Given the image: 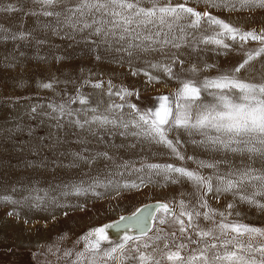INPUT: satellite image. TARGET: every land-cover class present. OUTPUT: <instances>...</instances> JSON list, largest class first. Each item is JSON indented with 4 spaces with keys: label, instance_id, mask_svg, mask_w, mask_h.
<instances>
[{
    "label": "rangeland",
    "instance_id": "rangeland-1",
    "mask_svg": "<svg viewBox=\"0 0 264 264\" xmlns=\"http://www.w3.org/2000/svg\"><path fill=\"white\" fill-rule=\"evenodd\" d=\"M68 2L74 3L75 0ZM172 2H182L201 11L207 7L205 0ZM10 4L13 5L11 11L7 10ZM209 11L244 30L255 29L259 32L264 28V8H241L237 2L234 9L213 7ZM56 23L57 18L45 16L40 5L33 3V0H0V197L11 195L17 201L12 203L0 199V264H72L75 252L84 246L80 237L91 227L129 214L145 203L168 202L178 213L180 199L194 203L201 198L188 179L179 178L178 182H173L164 181L163 177L157 178L160 182L142 188L122 190L119 196L103 187L96 189L104 193L101 197L92 193L64 194L62 185L69 182H87L97 175L115 176L120 171L116 164L125 160L130 162L122 172L121 178L125 180L137 179L139 173L128 168L132 163L139 166L144 160L184 166L199 171L205 177L212 175L216 169L201 167L200 161L226 160L228 163L218 165L221 173H226L230 166L264 168V161L259 156L250 160L245 154L207 151L194 144L183 131L180 132L183 142L179 149L185 159L180 160L163 145L137 141L131 136L121 137L118 133L110 136L108 132L112 126L105 129L93 124L80 128L73 123L75 115L61 117L60 127H55L58 122L56 113L49 104L68 100L77 90L89 98L85 108L98 105L103 110L110 102L120 103L121 98L115 92L126 88L132 94L125 99L143 110L158 103L156 98L159 95H173L179 87L178 80L168 77L162 70L147 66L148 61H160L161 56L168 55V52H138L129 57L116 50L121 45L112 48L101 46L97 50L86 38L87 31L74 32L63 27L57 29L58 34H55ZM21 31L30 35L25 39L18 36L11 38ZM198 32L210 35L211 29L203 25ZM222 38L231 46L225 48L204 42L196 47L182 46L178 55L184 64L181 66L177 61L174 71L202 81L205 77L235 67L246 59L250 50L259 47V42L250 38L243 44L239 38ZM172 51L177 50L169 49V52ZM192 64L199 69L198 72L189 71ZM141 68L145 71H139ZM145 72H151L153 77L159 76L160 79L149 80ZM238 76L249 82L264 81V53L249 60ZM96 81L102 82L99 87L94 86ZM109 81L113 86L111 96L108 94ZM46 82H52V87L40 86ZM203 96L207 97V92ZM33 105L37 106L35 113L31 111ZM72 107L80 109V102L72 101ZM122 111L128 112L130 109L126 105ZM45 112H52L53 115L46 116ZM77 115L80 119L85 118L83 112ZM168 135L174 138L177 132L173 129ZM101 139L110 141L116 147L101 143ZM97 150H106L110 155H115L116 164L102 157L88 163L74 155L81 152L91 157ZM253 190L252 183L243 182L236 192L248 195ZM37 196L43 197V200H35ZM24 197L28 199L23 200ZM204 199L209 208L224 212L228 220L264 227V207L242 200L234 191L222 192L219 198L208 194ZM256 199L264 205V199L260 196ZM183 219L187 222L186 217ZM216 219L219 220L218 214ZM197 221L201 227L211 224L203 216L198 217ZM158 227L169 233L177 232L176 237L169 236L170 241L174 240L173 247L178 246L187 235L179 233L178 225L160 224L158 220L153 221L149 235L156 234ZM193 239H196L195 233ZM243 239L247 242L248 237L244 236ZM102 243L105 246L111 244ZM163 244V240L159 241L161 248ZM191 247L195 248L196 245ZM66 251L70 255L66 256ZM131 251L135 252V249ZM189 251L186 245L182 254L186 257Z\"/></svg>",
    "mask_w": 264,
    "mask_h": 264
},
{
    "label": "snow or ice",
    "instance_id": "snow-or-ice-1",
    "mask_svg": "<svg viewBox=\"0 0 264 264\" xmlns=\"http://www.w3.org/2000/svg\"><path fill=\"white\" fill-rule=\"evenodd\" d=\"M205 2L207 7L201 11L182 2L173 3L172 0H75L74 3H69L68 0H33V3L40 5V10L45 16L57 18L55 34H58L57 29L63 27H68L74 32L87 31L86 38L91 40L97 50L101 46L112 48L121 45L116 50L126 53L129 57L138 52H168V55L161 56L160 61H148L147 66L150 69L162 70L168 77L179 81V87L173 95H159L156 98L158 103L143 110L125 99L132 94L126 88L115 92V95L121 98L120 103L110 102L103 110L98 105L90 109L85 108L89 98L77 90L68 100L49 104L56 113L58 122L55 127H60L61 117L75 115L73 123L80 128L93 124L105 129L112 126L108 135L118 133L121 137L131 136L137 141L163 145L170 154L180 160L185 159L179 149L183 142L180 132L183 131L194 144L207 151L245 154L250 160L259 156L264 161V81L249 82L238 76L249 60L264 53V28L259 32L255 29L244 30L209 11L213 7L234 9L237 2L241 8H264V0ZM12 8L13 5L10 4L7 10L11 11ZM203 25L210 27V35L198 32ZM29 35L30 33L21 31L11 38L16 39L18 36L25 39ZM222 37H230L232 40L239 38L241 44L250 38L258 41L259 47L250 50L246 59L235 67L205 77L202 81L195 76L184 77L174 71L177 61L181 66L184 64L178 55L182 46L196 47L200 42H204L230 47ZM169 49L177 51L169 52ZM97 58H100L99 55ZM129 64L131 65V60ZM139 71L145 69L141 68ZM189 71L196 73L199 69L192 64ZM145 74L149 80L160 79L159 76L153 77L151 72ZM101 83L96 81L94 86L99 87ZM40 86L51 88L52 82L41 83ZM204 92H207V97L203 96ZM108 94H113L111 81ZM74 100L80 102V109H73ZM126 105L130 109L128 112L122 111ZM31 111L35 113L37 106L33 105ZM78 112H83L85 118L80 119ZM44 115L52 116L53 113L45 112ZM173 129L176 130L177 136L169 138L168 133ZM101 143L116 147L103 139ZM74 155L88 163L102 157L116 164V156L110 155L106 150L94 151L91 157L82 155L81 152ZM199 163L201 167L207 166L216 171L205 177L199 171L184 166L144 160L139 166L132 163L128 168L129 171L139 173L137 179L125 180L121 178L122 172L130 164L125 160L116 164L120 171L115 176L97 175L87 182L77 180L62 185L65 195L74 192L92 193L101 197L104 193L96 189L103 187L119 196L122 190L142 188L147 184L160 182L157 181L158 177L173 182L186 178L192 182L201 197L194 203L180 199L178 213L168 202H154L151 205H142L114 221L91 227L80 237L84 246L75 252L72 264H264V227L228 220L224 212L209 208L207 200L204 199L208 194L219 198L222 192L234 191L242 200L264 207L261 200L256 199L257 196L264 199V168L230 166L226 173H221L218 165L228 163L226 160ZM243 182L252 183L254 190L251 194L236 192ZM0 199L17 202L11 195H4ZM22 199L27 200L28 197ZM34 199L42 201L43 197L37 196ZM228 207L231 208L232 205L229 204ZM227 215L231 216V213ZM200 216L211 221L210 226L201 227L197 221ZM183 217L187 218V222ZM157 220L160 224L178 225L181 235L187 233L184 240L173 247L174 240L170 241L169 236L174 238L177 232L169 233L159 227L156 234L149 235V229L153 227L150 222ZM112 229L121 233L119 241L105 246L102 242L111 240L109 230ZM130 229L134 231L130 232ZM244 236L248 237L247 242L244 241ZM257 237L261 239L257 240ZM161 240L164 241L163 248L159 245ZM193 244L196 245L195 248L191 247ZM186 245L190 251L185 257L182 250ZM131 249H135V252ZM65 255H70V252L66 251Z\"/></svg>",
    "mask_w": 264,
    "mask_h": 264
},
{
    "label": "water",
    "instance_id": "water-1",
    "mask_svg": "<svg viewBox=\"0 0 264 264\" xmlns=\"http://www.w3.org/2000/svg\"><path fill=\"white\" fill-rule=\"evenodd\" d=\"M154 202H162V201H153V202L145 203L143 205H151V204H154ZM141 206L142 205H140L138 207H141ZM124 215H127V214H124ZM116 219H118V218H116ZM111 221H114V220H111ZM150 223H152V225H153V221H151ZM151 229H152V227L149 229V232L151 231ZM132 231H134V230H131L130 229V232H132ZM109 234H110L111 240L110 241H107V242H104V243H112V242H118L119 241V238H120L121 233H118L115 229H112V230H109Z\"/></svg>",
    "mask_w": 264,
    "mask_h": 264
}]
</instances>
